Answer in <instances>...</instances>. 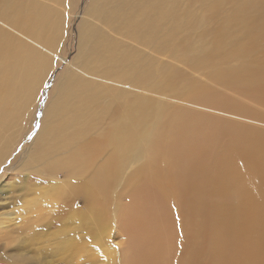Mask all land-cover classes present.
I'll list each match as a JSON object with an SVG mask.
<instances>
[{
	"label": "rangeland",
	"instance_id": "374dc122",
	"mask_svg": "<svg viewBox=\"0 0 264 264\" xmlns=\"http://www.w3.org/2000/svg\"><path fill=\"white\" fill-rule=\"evenodd\" d=\"M0 40L20 42L24 54L37 52L47 63L1 143L0 217L18 224L33 218H26L32 223L19 242L0 247V264H141L144 244L134 215L145 206L141 216L156 225L159 209L140 203L151 166L178 151L196 130L194 119L209 126L230 115L207 95L233 96L253 108L239 87L264 80V0H0ZM75 76L88 84L78 92L86 93L95 140L83 150L93 154L94 167L116 162L108 196L100 197L99 221L87 219L100 205L90 182L94 168L71 172L53 162L67 153H32L48 112ZM95 86L101 93L94 100ZM127 119L144 135L123 136L119 128ZM42 194H50L44 203ZM66 201L73 202L69 210L62 208ZM85 235L92 237L81 243ZM188 255L176 251L166 264Z\"/></svg>",
	"mask_w": 264,
	"mask_h": 264
},
{
	"label": "bare ground",
	"instance_id": "6f19581e",
	"mask_svg": "<svg viewBox=\"0 0 264 264\" xmlns=\"http://www.w3.org/2000/svg\"><path fill=\"white\" fill-rule=\"evenodd\" d=\"M37 15L30 14L31 17ZM52 27L50 20L45 25V33H51ZM46 66V60L37 52L24 54L22 43L0 40V160L6 151L5 144L1 143H5L7 133L16 126L34 79L43 74ZM81 86L88 87V84L75 76L63 87L62 99L48 112L49 124L37 137V147L32 153L38 157L46 153H67L53 162L71 172L94 168L90 182L97 189L94 198L100 205L93 208L87 219L99 221L105 209L100 197L108 196L116 162L113 158L94 167L93 154L83 150L88 147L85 142L95 140L88 132L91 115L81 94H86L84 89L78 92ZM239 88L242 98L254 103L253 108L239 105L238 98L233 96H228L227 100L215 96L217 93L207 95L212 104L225 108L230 115L209 126L194 119L196 130L181 142L178 151L165 159L159 158L149 169L145 197L140 203L158 204L159 209L154 213L156 216L153 215L156 225L141 216L140 211L145 206H139L138 211L141 210L134 215L136 236L144 244L141 264H166L167 257H172L167 255L179 250L189 255L179 256L176 264H180L179 261L264 264V130L261 129L264 80ZM100 93L95 86L90 98L95 100ZM132 113L129 111L130 115ZM131 123L127 119L120 125L121 134L143 136L140 130L130 128ZM110 139V134H105L101 140L107 143ZM29 161L39 172L38 158L32 157ZM4 189L6 191V187L0 191L4 193ZM49 196L42 194L40 203ZM36 200L39 201L38 196ZM70 204L73 202L66 201L63 210H69ZM26 216L21 224L0 217V247H13L20 241L26 227L32 223L26 224L25 220L33 216ZM91 237L85 235L79 237V241L85 243Z\"/></svg>",
	"mask_w": 264,
	"mask_h": 264
}]
</instances>
